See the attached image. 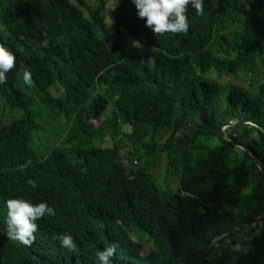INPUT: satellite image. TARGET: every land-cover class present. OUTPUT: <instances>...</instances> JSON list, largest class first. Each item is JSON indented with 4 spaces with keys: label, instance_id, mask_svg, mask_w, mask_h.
Returning <instances> with one entry per match:
<instances>
[{
    "label": "trees",
    "instance_id": "1",
    "mask_svg": "<svg viewBox=\"0 0 264 264\" xmlns=\"http://www.w3.org/2000/svg\"><path fill=\"white\" fill-rule=\"evenodd\" d=\"M95 1L0 0L14 55L0 102L22 112L0 118V211L5 198L55 211L40 218L46 251L0 235V264H97L109 243L112 264H264V0L189 5L177 34L152 33L131 0ZM159 154L175 190L149 169Z\"/></svg>",
    "mask_w": 264,
    "mask_h": 264
},
{
    "label": "clouds",
    "instance_id": "2",
    "mask_svg": "<svg viewBox=\"0 0 264 264\" xmlns=\"http://www.w3.org/2000/svg\"><path fill=\"white\" fill-rule=\"evenodd\" d=\"M131 3L134 5L137 18L143 19L145 27L154 34L185 33L188 29L186 7L190 5L198 14L203 10L202 0H131ZM81 15L85 17L86 12H82ZM13 65L14 55L0 46V84L5 82V74L13 68ZM22 79L25 84L31 82V74L26 69L22 72ZM46 159L47 157L44 156L43 161ZM134 164L136 163L134 162ZM26 183L35 187L32 180H28ZM158 185L160 184L158 183ZM191 198H194V195ZM238 211V209L234 211L235 218H237ZM54 215V209L45 202L33 204L24 199L5 198L0 211V235L6 241L14 242L13 246H18L20 249L46 251L50 246L52 234L48 231L46 220L40 218ZM235 230L236 228L227 232ZM53 238L58 246L75 250L71 235L63 233ZM116 247V244L109 243L103 250H98L96 252L97 264H112L111 257ZM1 250L2 248H0Z\"/></svg>",
    "mask_w": 264,
    "mask_h": 264
},
{
    "label": "rangeland",
    "instance_id": "3",
    "mask_svg": "<svg viewBox=\"0 0 264 264\" xmlns=\"http://www.w3.org/2000/svg\"><path fill=\"white\" fill-rule=\"evenodd\" d=\"M85 2L90 5V6H93L95 7L96 5V1L95 0H85ZM105 16L108 18V20L110 21V15H109V12H105ZM122 45L125 46V47H128L129 49H132V48H135V44L133 42H131V40L127 37H124L123 40H122ZM141 50V49H140ZM254 69L258 72L257 74V80H258V84L260 85H264V58H263V62H260L258 61L257 64H255L254 66ZM252 84H253V81H252ZM24 87L25 89L26 86H22ZM49 93L51 94L52 97H58L61 93H62V89L61 87L57 84V85H53L49 88ZM26 94H28V90H26ZM111 103H109V105L107 106L104 114H103V117H102V120L108 116L110 113H112V107L110 106ZM12 112V113H10ZM19 113H22L20 111L16 112V111H9V109L7 107H5L3 101L0 102V118L4 115L6 120L7 119H10V118H15L17 117V115ZM37 119V118H36ZM239 135V132L236 133V136ZM165 142V141H164ZM164 142H161V143H164ZM126 143H123L122 146H124ZM93 146H96V145H100L99 142H93L92 144ZM111 142L110 140H105L101 143V147L102 148H109L111 147ZM70 145L67 144L66 145V148H69ZM132 150V149H131ZM161 155L162 159H161V162H158L157 161V158L154 160L153 164L150 166V170L154 173V174H158L163 168H167L168 170H170L171 174H170V180H169V188H166L167 190H175L176 187H177V173H176V170L172 169V168H169L168 165L166 164V156L164 154H159ZM134 166H131V170L133 169H137L139 167H141V165H135L133 163ZM126 166H128L127 162H126ZM158 182V181H157ZM159 183V182H158ZM157 183V184H158ZM160 185H162L161 183H159ZM163 186V185H162ZM257 223L260 222L259 219H257V221H255ZM254 222V223H255ZM254 223L252 225H254Z\"/></svg>",
    "mask_w": 264,
    "mask_h": 264
},
{
    "label": "water",
    "instance_id": "4",
    "mask_svg": "<svg viewBox=\"0 0 264 264\" xmlns=\"http://www.w3.org/2000/svg\"><path fill=\"white\" fill-rule=\"evenodd\" d=\"M228 125H229V124H228ZM226 127H227V126H226ZM226 127H224V128L221 130V134H222L223 137H224V133H225V128H226ZM237 146H238V145H237ZM238 147H240L241 149H243V150L245 151V153H246L247 155H249L248 152L245 150V148H243L242 146H238ZM260 169H261V168H260ZM261 171L264 172L262 169H261ZM255 221H257V220H255ZM255 221H254V222H255ZM254 222H252L251 224H253Z\"/></svg>",
    "mask_w": 264,
    "mask_h": 264
}]
</instances>
